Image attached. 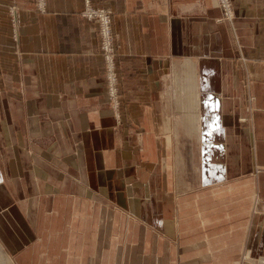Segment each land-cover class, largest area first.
<instances>
[{
    "label": "crops",
    "instance_id": "crops-1",
    "mask_svg": "<svg viewBox=\"0 0 264 264\" xmlns=\"http://www.w3.org/2000/svg\"><path fill=\"white\" fill-rule=\"evenodd\" d=\"M44 4L0 0V264H264V0H90L115 107L84 0Z\"/></svg>",
    "mask_w": 264,
    "mask_h": 264
},
{
    "label": "built area",
    "instance_id": "built-area-1",
    "mask_svg": "<svg viewBox=\"0 0 264 264\" xmlns=\"http://www.w3.org/2000/svg\"><path fill=\"white\" fill-rule=\"evenodd\" d=\"M223 11V15L228 19L232 12L231 0H216ZM85 7L82 15L87 19H96L98 22V35L100 37V49L104 58L106 79L108 85V94L112 105H117V75L115 72V47L113 44V34L111 26V11L102 8L94 7L90 4V0H84ZM38 11H45L44 0H34ZM160 264V263H159Z\"/></svg>",
    "mask_w": 264,
    "mask_h": 264
},
{
    "label": "bare ground",
    "instance_id": "bare-ground-1",
    "mask_svg": "<svg viewBox=\"0 0 264 264\" xmlns=\"http://www.w3.org/2000/svg\"><path fill=\"white\" fill-rule=\"evenodd\" d=\"M232 15H233V12H231V13L229 14L228 19H231V18H232ZM194 106H195V105H194ZM197 106H198V105H197ZM195 122H197V120L194 119V123H195ZM263 263H264V262H263Z\"/></svg>",
    "mask_w": 264,
    "mask_h": 264
},
{
    "label": "rangeland",
    "instance_id": "rangeland-1",
    "mask_svg": "<svg viewBox=\"0 0 264 264\" xmlns=\"http://www.w3.org/2000/svg\"><path fill=\"white\" fill-rule=\"evenodd\" d=\"M262 262H264V261H262ZM160 264H167V263H160Z\"/></svg>",
    "mask_w": 264,
    "mask_h": 264
}]
</instances>
